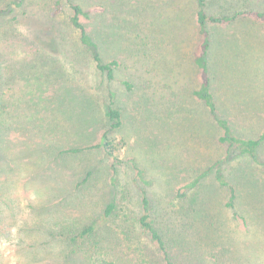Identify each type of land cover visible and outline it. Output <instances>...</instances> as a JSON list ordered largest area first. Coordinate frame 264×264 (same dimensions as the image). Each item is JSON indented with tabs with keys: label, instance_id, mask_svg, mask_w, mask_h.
Here are the masks:
<instances>
[{
	"label": "rangeland",
	"instance_id": "obj_1",
	"mask_svg": "<svg viewBox=\"0 0 264 264\" xmlns=\"http://www.w3.org/2000/svg\"><path fill=\"white\" fill-rule=\"evenodd\" d=\"M16 1L0 0V8ZM206 1L210 14L264 10V0ZM74 3L88 11L81 20L103 59L119 62L111 81L97 72L91 54L78 42L69 20ZM12 8L0 17V264H63L58 237L99 216L112 197L117 211L111 231L117 235L107 243L109 253H99L102 263L93 264L144 263L137 250L147 238L137 225L139 185L133 163L148 181L159 221L176 222V233L178 219L194 224L196 213L204 223L229 217L227 191L214 188L211 176L201 180L199 189L191 186L201 169L224 153L217 143L219 130L192 94L197 84L195 0H60L59 9L56 0H24ZM209 30L218 111L237 135L255 137L264 130V23L238 20L228 26L210 24ZM108 89L123 114L121 129L110 134L111 149L121 161L115 189L109 186L112 161L96 147L108 128ZM259 151L264 158V142ZM245 160L230 162L227 172L264 178V167ZM88 170L90 181L81 185ZM211 187L215 195L207 200L205 214L192 198L198 199L204 188L212 193ZM239 187L238 210L253 214L254 191ZM259 199L258 207L264 195ZM232 223L238 230L254 226ZM263 225L255 230L260 237ZM190 233H183L184 239L193 240ZM193 242L182 248L184 263L198 255L190 249ZM144 253L160 264L150 247ZM229 257L233 263L241 257L249 262L238 264H264V252H244L243 246Z\"/></svg>",
	"mask_w": 264,
	"mask_h": 264
},
{
	"label": "trees",
	"instance_id": "obj_2",
	"mask_svg": "<svg viewBox=\"0 0 264 264\" xmlns=\"http://www.w3.org/2000/svg\"><path fill=\"white\" fill-rule=\"evenodd\" d=\"M23 1L24 0H18L12 5H14V7L20 6ZM195 2L197 7L196 28L198 44L194 53L193 62L197 68V84L192 94L197 100L201 101L213 124L219 130L217 143L223 145L224 153L206 168H202V171L197 174L191 182V186L197 185L195 189H199L203 184L201 180L204 177L211 176L214 182L211 183H213L212 186L214 188L221 189V187H223L226 189L227 198L224 203V208L230 213H228L229 217L210 218V221L206 223H204V221L202 222L200 220L201 215L196 213L191 217L193 219L192 221H195L194 224H186L185 220L182 221V219L175 217L181 222V224L178 225L180 233H176V222L166 224L163 221H159L158 212L148 196V181L143 177L142 170L137 164L133 163L134 166L136 165L135 168L137 171V181L136 179L134 180L139 185L140 213L137 218V225L139 233L147 238V245L145 244L137 250L144 260V263L140 262L135 264H159L158 260L153 256L146 259L149 255H145L144 251L149 247L157 254L160 264H225L226 262L238 264L242 261L248 263L249 260L241 257L235 258V262L233 263L232 258L229 256L242 246L244 247V252L245 248L253 250V252L257 250L264 252V234L261 237L257 233L255 234L257 225H262L264 223V204L258 207V203L263 199L259 198L264 195V178H248V173L235 174L233 170H231L230 174L227 172V165L237 159L245 161L244 163H247L245 160L247 159L252 165L264 167V158L260 155L259 151L260 146L264 142V130L255 137L239 136L233 131L230 121L218 111L217 101L213 92L214 77L211 75L212 70L208 58L212 49L209 30L210 24L228 26L238 20L264 23V10L242 9L230 13L210 14L206 10V0H195ZM12 5H8L3 9L0 8V17L3 16L5 12H11L13 10ZM56 6H58V9L60 8V0H56ZM70 7L72 13L69 20L78 33V42L80 46L83 49H87L91 54V61L97 72L105 76L107 81L113 80L114 72L119 66V62L116 59H111L109 61L103 59L97 42L88 32L81 20V17L88 15V11L75 3L71 4ZM97 8L100 9L101 7L98 6ZM233 40L232 38V40L229 39L226 41L227 49ZM236 46L238 49L241 48L239 44H236ZM222 56L229 57L230 60H233V58L231 59L228 55L222 54ZM123 84L127 88H131V84L128 81H123ZM104 118L108 128L100 135L96 147L103 148L108 159L112 161L113 174L111 176V185L109 186L111 189H115L117 166L121 161L111 149L112 140L110 139V134L121 129L123 125V114L121 108L116 105L115 92L112 89H108L106 93ZM74 150L79 149H70V151ZM91 174L92 171L88 170L86 176L81 180V185L89 183ZM239 186H247L249 192L254 191L250 193V198L252 199L250 207L255 210L253 214L247 211L240 212L238 210L236 201L238 200L237 188ZM206 189L208 188H204V191L201 192L198 199L197 197L192 198V201H194L193 206L195 207L200 203L201 206H198L199 211L205 210V214L207 200H213L215 195L212 187V193L205 191ZM195 192L198 196V192ZM116 211L117 200L115 197H112L109 201L104 203L99 216L92 218L78 231L76 230L74 232V229L71 228L72 233L59 236L58 239L60 238L63 247L58 258H60L63 264H93L95 261H100L98 256H102L99 254L101 250H106L109 253V250H107V243H110V239L117 235L116 232L111 231V224L115 221ZM232 220L243 221L245 227H248L249 223H254V226L244 230H238L236 223L231 224V222H233ZM196 224L200 225V227L195 226ZM191 230L195 238L191 234L192 232L190 233ZM187 232L190 233L194 240L190 249L195 248L194 250L198 255L195 261L190 258L188 262L184 263L181 257L183 252L182 248H187L189 246L188 243L193 241L191 238L184 239L185 237L182 234ZM125 234L127 235L128 232L125 231ZM239 236L244 240L240 241L238 239ZM126 238L131 242L132 238L130 236H126ZM232 239L234 241L233 243L231 242ZM246 258L249 257L246 255ZM100 262L102 263V261ZM109 264L114 263L109 261Z\"/></svg>",
	"mask_w": 264,
	"mask_h": 264
}]
</instances>
